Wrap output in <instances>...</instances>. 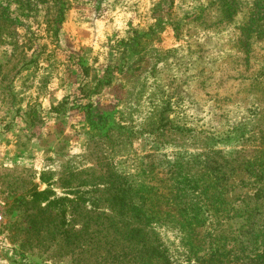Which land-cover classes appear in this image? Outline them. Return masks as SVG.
I'll return each instance as SVG.
<instances>
[{"label":"rangeland","instance_id":"374dc122","mask_svg":"<svg viewBox=\"0 0 264 264\" xmlns=\"http://www.w3.org/2000/svg\"><path fill=\"white\" fill-rule=\"evenodd\" d=\"M76 1L0 0V264H264V0Z\"/></svg>","mask_w":264,"mask_h":264},{"label":"crops","instance_id":"0c3cea01","mask_svg":"<svg viewBox=\"0 0 264 264\" xmlns=\"http://www.w3.org/2000/svg\"><path fill=\"white\" fill-rule=\"evenodd\" d=\"M158 1V0H156ZM124 0H111L110 3H105L103 0H77L76 1V9H72V12H76L75 15L80 20L81 27L84 29L86 27V31L91 34H82L81 27L73 28L72 24L70 25V29L73 30L72 35L75 41L79 42L80 39H88L85 35H90L91 38H101L105 36L106 26L109 25L112 27V31L114 29H118L120 31H130L136 28H141L144 24V20L140 18L138 14V9H125ZM157 3H152L151 6H155ZM141 11V10H140ZM140 13V12H139ZM76 20V19H75ZM89 20L91 23H89ZM151 20V19H150ZM71 22V20H70ZM91 24V28L88 29L87 25ZM110 27V29H111ZM109 29V31H110ZM97 33L94 34L93 32ZM86 42V41H85ZM73 53H76L80 49H72ZM103 49H98V51H102ZM44 66H48L44 65ZM75 73L69 74L66 76L70 81L71 85L75 87H79L81 84L85 83V80H90L87 74H82L78 71V67L74 66L72 69ZM44 80L46 81L45 85L46 89L43 90V96H50V86L60 85L58 90L53 91V95H59L65 92L62 88L64 84V80L66 77L64 76V69H60V74L53 80H50L48 75H43ZM76 76V77H75ZM48 77V78H47ZM65 78V79H64ZM78 91V89H77Z\"/></svg>","mask_w":264,"mask_h":264},{"label":"built area","instance_id":"2783aa9c","mask_svg":"<svg viewBox=\"0 0 264 264\" xmlns=\"http://www.w3.org/2000/svg\"><path fill=\"white\" fill-rule=\"evenodd\" d=\"M2 223V214L0 213V225Z\"/></svg>","mask_w":264,"mask_h":264},{"label":"trees","instance_id":"16d2710c","mask_svg":"<svg viewBox=\"0 0 264 264\" xmlns=\"http://www.w3.org/2000/svg\"><path fill=\"white\" fill-rule=\"evenodd\" d=\"M224 203V202H223Z\"/></svg>","mask_w":264,"mask_h":264}]
</instances>
